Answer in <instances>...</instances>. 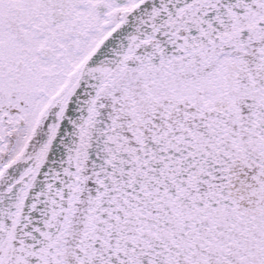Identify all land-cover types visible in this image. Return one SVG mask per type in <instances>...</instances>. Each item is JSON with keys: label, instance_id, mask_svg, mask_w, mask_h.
I'll return each mask as SVG.
<instances>
[{"label": "snow or ice", "instance_id": "snow-or-ice-1", "mask_svg": "<svg viewBox=\"0 0 264 264\" xmlns=\"http://www.w3.org/2000/svg\"><path fill=\"white\" fill-rule=\"evenodd\" d=\"M0 264H264V0H0Z\"/></svg>", "mask_w": 264, "mask_h": 264}]
</instances>
